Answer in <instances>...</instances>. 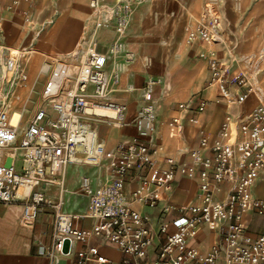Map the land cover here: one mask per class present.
Segmentation results:
<instances>
[{
  "label": "built area",
  "instance_id": "2783aa9c",
  "mask_svg": "<svg viewBox=\"0 0 264 264\" xmlns=\"http://www.w3.org/2000/svg\"><path fill=\"white\" fill-rule=\"evenodd\" d=\"M24 1L29 6L24 13L29 17L34 0ZM19 2L14 0V6ZM136 4L134 0H118L107 6L103 0H92L95 30L110 27L115 34L113 43L101 51L94 41L86 58L76 64L69 59L47 60V79L40 90L30 89L36 97L23 98L19 93L29 80L20 54L12 57L10 51L5 55L0 50V204H21L27 223H34L43 210L53 209L54 243L46 254L53 259L58 253L73 255V264H113L100 245L92 243L94 239L109 241L120 249L123 256L117 264H264V229L253 235L245 222L248 212L264 216V199L252 193L264 169V96L253 81L249 82L236 56L229 54L225 61L213 48L221 42L222 19L215 8L207 6L188 31L187 40L208 46L201 57L207 60L216 102L244 104L252 94L259 103L245 117L227 112L217 133L203 135L198 147L189 151L190 162L179 166L168 159L167 167L160 168L153 157L157 109L149 102L159 81L146 83V103L132 121L127 119L128 105L114 101L111 95L118 74L109 65L124 52ZM232 85L235 94L230 91ZM191 107L179 104L181 110ZM205 108L203 100L196 113ZM100 110L112 115H101ZM16 112L20 117L13 123ZM181 119L173 117L169 124L177 125ZM100 121L120 127L132 122L136 136L108 151L96 129ZM190 121L200 124L197 116H191ZM104 159L109 160L110 181L94 185L91 176H82L78 193L87 198V211H67L68 167H98ZM133 171L142 174L128 194L126 183ZM178 174L199 179V201L169 207L179 215L155 231L149 224L150 214L138 206L153 207L164 201V193L173 189ZM49 185L56 186V195L47 191ZM225 185L228 188L224 189ZM83 218L93 220V225L78 226L76 221ZM203 226L220 237L205 255L187 245L191 234ZM78 244L85 246L78 249ZM152 247L155 256L150 258Z\"/></svg>",
  "mask_w": 264,
  "mask_h": 264
},
{
  "label": "crops",
  "instance_id": "0c3cea01",
  "mask_svg": "<svg viewBox=\"0 0 264 264\" xmlns=\"http://www.w3.org/2000/svg\"><path fill=\"white\" fill-rule=\"evenodd\" d=\"M92 0H34L30 16L25 15L29 9L24 0L14 6V0H0V50L8 55L17 51L28 57L25 69L28 75L29 88L40 90L47 79L43 70L46 61L51 58L69 59L79 63L86 58L89 47L97 41L98 48L105 51L114 39V31L109 27L95 30L96 14L91 6ZM105 5H114L118 0H103ZM135 11L124 39V52L112 59L111 71H116L118 79L112 86V99L128 105L127 119L132 121L139 107L146 103L143 89L147 82L158 80L149 99L157 109V132L155 135L154 159L160 168L167 167V160L173 159L181 166L190 162L189 151L198 147L203 135L214 136L219 130L227 112L235 116H244L254 105L232 102H216L215 86L211 83L208 63L201 53L208 46L200 41L190 43L188 31L194 28L205 8L211 6L221 10L225 16V29L228 22L234 21L236 8H249L253 24L249 26L252 47L259 48L260 59L251 66V74L264 71V46L260 30L264 23V0H134ZM219 12V11H218ZM257 25V26H256ZM214 45L221 59H229L233 48H224L225 41ZM234 40H232L233 43ZM254 46V47H255ZM232 50V51H230ZM223 52H226V54ZM237 57V56H236ZM252 56L244 60L252 63ZM259 75V74H258ZM264 81V75H263ZM30 82V83H29ZM29 84V85H28ZM33 84V85H32ZM23 88L20 89V94ZM231 93L236 88L230 86ZM206 101L202 113H196L198 104ZM188 103L192 107L181 110L179 104ZM182 117L177 125H170L173 117ZM191 116H197L200 124H193ZM96 129L101 142L108 151L116 150L119 142H127L136 136V127L131 122L120 127L112 122L100 121ZM109 160L104 159L98 167L73 165L66 173L64 195L65 209L75 214H85L88 200L78 193L82 176L93 178L94 185L110 181ZM140 171H133L128 177L126 191L129 194L140 178ZM228 188L227 185L223 187ZM47 191L56 195V186L49 185ZM199 179H189L178 174L173 189L164 193V201L150 206H138L150 214V226L158 231L161 224L170 223L179 215L178 211L169 208L175 205L193 204L199 201ZM252 193L254 197L264 199V169L255 180ZM220 195L217 194L216 197ZM21 204H0V264H73V255L52 257L46 251L53 247L54 211L45 209L34 223H27L22 218ZM245 222L249 232L260 234L264 229V216L248 212ZM94 221L83 218L76 221L80 227H91ZM220 241L219 234L203 226L194 231L187 245L196 247L205 255ZM93 244L100 245L101 252L113 264H117L123 254L109 241L94 239ZM85 245L78 244L77 248ZM150 258L155 256V247L150 249Z\"/></svg>",
  "mask_w": 264,
  "mask_h": 264
},
{
  "label": "rangeland",
  "instance_id": "374dc122",
  "mask_svg": "<svg viewBox=\"0 0 264 264\" xmlns=\"http://www.w3.org/2000/svg\"><path fill=\"white\" fill-rule=\"evenodd\" d=\"M249 8H236L235 9V15H234V21L233 22H228V30L226 31L224 23H225V16L223 15L221 10H218L221 19H222V23H221V29H222V38L225 41V45L224 48H221V50L224 51V49L229 50V48H233V53H236L237 58L239 59L238 65L240 67L241 70H243L248 76H249V82L251 83V66L253 65V63H257L260 59V53H259V48L251 45L250 42L255 41V39L253 40L251 38V34L249 33V26H251L253 23V19L250 18L249 16ZM257 26V25H256ZM260 38H261V43L262 46H264V23L262 24V28L260 30ZM232 40L233 43H232ZM12 53V57H16L18 55L17 51H11ZM226 54V52H223V54ZM227 55V54H226ZM244 56H252V63L247 62L244 60ZM20 57H22V61L24 63H26L28 57L26 58V56L20 54ZM59 58V57H58ZM60 59V58H59ZM227 61V60H225ZM45 65L43 66V70ZM234 69L236 68V66L234 65L233 67ZM259 75L256 77V88L258 90L261 91V93L264 96V81H263V75H264V71L261 73H258ZM28 83V82H27ZM30 83V82H29ZM29 85V84H28ZM33 85V84H32ZM29 88L28 87H24L21 91V96H25L28 92ZM25 98V97H24ZM248 101H253L254 105L252 106V108L249 110V112L258 105L259 103V98L256 97L255 95H250L248 97V99L246 100V103ZM245 103V104H246ZM248 112V113H249ZM247 113V114H248ZM246 114V115H247ZM246 115H244L243 117H245Z\"/></svg>",
  "mask_w": 264,
  "mask_h": 264
},
{
  "label": "bare ground",
  "instance_id": "6f19581e",
  "mask_svg": "<svg viewBox=\"0 0 264 264\" xmlns=\"http://www.w3.org/2000/svg\"><path fill=\"white\" fill-rule=\"evenodd\" d=\"M258 71H255V72H253L250 76H251V80L253 81V84L255 85V87H257L256 86V77L258 76ZM98 113L99 114H101V115H107V116H111L112 114H111V112H108V111H105V110H100V111H98ZM234 115V114H233ZM19 117H20V113L19 112H16L14 115H13V118H12V121H13V123H17V121H18V119H19ZM17 164V163H16ZM18 167V166H17Z\"/></svg>",
  "mask_w": 264,
  "mask_h": 264
},
{
  "label": "water",
  "instance_id": "95a60500",
  "mask_svg": "<svg viewBox=\"0 0 264 264\" xmlns=\"http://www.w3.org/2000/svg\"><path fill=\"white\" fill-rule=\"evenodd\" d=\"M8 164H10V160H8Z\"/></svg>",
  "mask_w": 264,
  "mask_h": 264
}]
</instances>
